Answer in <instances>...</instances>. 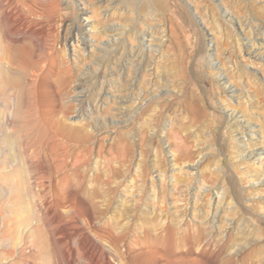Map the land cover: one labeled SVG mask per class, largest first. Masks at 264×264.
I'll return each instance as SVG.
<instances>
[{
  "label": "bare ground",
  "instance_id": "6f19581e",
  "mask_svg": "<svg viewBox=\"0 0 264 264\" xmlns=\"http://www.w3.org/2000/svg\"><path fill=\"white\" fill-rule=\"evenodd\" d=\"M46 1L48 4H44L41 11L37 9L34 12L17 4L11 15L15 19L17 28L14 29L18 38H11L15 42L14 46L0 43V104L4 108L3 116L0 115V130L6 131L4 139L9 146L14 148L13 140L19 143V152L26 162L24 166L29 174L28 178L34 172H37V177V174L42 173L43 179L37 191L46 195L40 196L39 203L41 201L45 205L46 215L53 218L59 227L52 237L51 245L55 249L59 246L65 260L74 264L82 254L87 256L91 264H206L204 259L208 260L207 257L224 264H248V260H241V254L246 249L249 242L247 237L250 236L240 239L233 237L232 232L239 228L240 222L229 213L232 203L239 205L241 201L245 203L246 199L244 197L241 200L237 192L233 196L230 189L217 186L212 183L211 178V182L207 181L209 178L206 179V172L220 175L225 165L222 157L214 160V167L207 161L209 154H219L220 146L217 147L216 143L207 145L209 140L215 139L214 119L199 104L202 87L200 90L194 86L199 82L204 84L208 76L203 74L208 72L201 74L193 67L191 74L184 73L183 81L174 86L170 78L163 74L164 69L157 60L158 57H163L167 48L165 34L157 37L154 33L155 37L151 29L154 25L148 23L145 24L147 30H139L137 33L140 11L136 0H93L96 7L92 6V11L96 14L93 23L84 17L89 13L87 9L80 8L76 0ZM59 5L64 9L62 14H59L61 9L56 13ZM228 9L224 14L232 24L229 25L236 30L233 24L236 21L243 32L249 31V36L244 40L245 46L240 41L241 38H238L242 53L264 64V44L260 41L264 40V30L255 22V18H244L245 15L241 14L235 19L233 10ZM78 10L79 18L73 20L72 16ZM146 17L144 15V19ZM27 23L40 28H29ZM60 23L68 25L69 41L78 40L77 46L84 43L83 49L88 45L86 29L90 25L106 39L99 50V56L92 54L93 50L90 52L89 56L93 55L92 67L85 70L77 67L78 75L74 72L76 68L73 69V61L69 57V51L75 50V46L68 48V39L61 42L60 28H57ZM253 25L255 28H252ZM127 39L131 41L130 44H127ZM131 39L136 40L137 44ZM212 41L209 38V60L207 59L206 64L203 62L209 69L210 78L207 81L211 82L222 101H227L229 97L228 100L237 99L240 104L246 105L242 112L234 107L232 110L228 109L227 121L232 130L229 141L231 150L228 153L232 154L234 162L239 161L243 165L246 164L243 160H256L254 164L259 162L257 165L262 167L264 143L252 149V140L258 136L264 142V124L257 128L252 123L250 116L253 110L248 106L252 105L256 97H253V92L247 85H243L242 78L239 81L243 86H238L239 82L235 86L232 80L225 78L223 71H226V67H221L214 55L221 52L219 53L218 47H213ZM248 42L251 44L248 45ZM257 45L259 48H256ZM234 53L226 54L225 61L233 71L242 72L244 66H240ZM107 69L111 70V77L115 73L118 75L119 84L116 85L120 90L119 95L115 92L112 95L97 92L94 97L97 98L96 102L105 97L114 103H111L112 109H117L115 111L118 112L114 111L110 120L106 114L99 116L96 110L88 112L91 107L89 98L95 93L90 87L95 89L98 81L106 78L103 73ZM53 76H57L54 83L50 82ZM74 77L79 80L75 85ZM231 77L229 78L232 79ZM88 91L89 94L83 95ZM78 95H82L81 98ZM177 99V103L189 109L193 121L199 123L197 129L200 132L195 131L194 135L184 133V125L175 123V120L160 128L161 130L153 126V137L159 138L160 142L158 146H154L153 142L148 145L154 151L152 163L148 162L146 149L142 147L140 158L136 162V177L131 175L128 178L126 175V171L133 165L129 158L127 138L122 135L123 139L115 145L117 153L112 157H105L102 154L106 151V145L98 142L97 137L87 129L91 127V123L98 124L97 126L103 125L101 122L119 126L129 124L149 102H156L154 107L150 104L154 108L155 117L163 115L174 106ZM106 110L105 106L104 111ZM130 112L133 114H129ZM201 131L207 133L206 137H201ZM166 137L171 138L174 144L165 141ZM110 148L114 149L113 146ZM96 151L104 161L99 167L100 171L89 178L86 173L81 174V166ZM171 164L173 172L168 175L166 167ZM242 173L244 178L241 179L250 184V169ZM259 173L261 179H258L264 182V168ZM168 178L173 185L170 192L165 186ZM88 180L91 188L85 186ZM128 187L134 197L127 198L126 194L123 197ZM31 197L36 199L35 196ZM98 198L102 201L101 207L94 201ZM29 200L31 206L38 202ZM244 211L248 213L247 208ZM189 215L198 219V222H187ZM241 218L244 219L242 216L239 220ZM38 246L41 252H45L48 247L41 242Z\"/></svg>",
  "mask_w": 264,
  "mask_h": 264
},
{
  "label": "rangeland",
  "instance_id": "374dc122",
  "mask_svg": "<svg viewBox=\"0 0 264 264\" xmlns=\"http://www.w3.org/2000/svg\"><path fill=\"white\" fill-rule=\"evenodd\" d=\"M44 1L46 0H6V1L0 0L1 3L0 4V11H1L0 12V43H2L4 46H14L15 42L12 39L15 40L18 38V36H16L17 32L14 29L17 28L15 19L11 15L12 13H14V10H16L14 8L17 4L20 3L19 4L20 7L22 8L25 7V9L34 12L37 9L41 11L44 8L43 5L44 4L46 5L47 3V1L46 2ZM76 1H77L76 3L79 5L80 8H84L85 10L87 9L89 15H86L84 17L89 18L88 20H90V22L93 23L96 17L95 12H93L94 8L92 9V6L95 7L94 1L93 0H76ZM136 1H137L136 5H138V9L140 11L139 12L140 15H138L137 17L138 18V24L136 26L137 33L140 31L142 32L143 30H147L148 27L145 24L148 23L154 25V27L151 29H153L152 30L153 34L155 33L157 37L162 34H165L164 39L167 48L165 50V54L162 57L163 59L158 57L157 60L161 64V67L164 69L163 74L166 75L167 78H170V82L174 86L179 85L180 82L183 81L182 79L184 78V73L186 75L191 74L193 67L198 71V73L201 74L207 72L209 73V69L206 68V66L204 65L206 64V61L209 60L208 59L209 57H207V52L209 49L208 47L209 38H211V40H213L212 41L213 47H218L220 50L219 53L221 52L219 55H217L218 52L215 53L214 55H215V59L219 62V64H221V67L224 66L226 67L225 68L226 71H223L225 72V78H227V80H232L231 82L234 85L235 84L238 85L240 83L238 86L242 85L241 82L239 81V79L242 78L243 85L244 86L247 85V87L253 92L252 93L253 97L254 98L256 97L255 101L252 103L251 106L250 104H248L249 107H252L250 109L253 110V113H251L250 116L252 123L255 124L257 128H260V124H264V111H263L264 110V64L259 62L258 60L255 59L252 60L251 58H249V56H245L242 53L239 47L238 38L239 37L241 38L240 41L242 42L243 46H245L244 40H246L247 38L246 36H249V31L247 30L248 31L247 33L246 31L243 32V29L236 21H234L233 23L236 26V30H234L231 27L232 24L228 22L224 14V11H226L228 9L227 7H229L228 10L230 9L231 11L233 10L232 14L235 19L238 18V15L241 14L242 16L245 15L243 16L244 18H249L251 16L250 18L252 17H253L252 19L255 18L254 19L255 22L257 21L259 27L262 30H264V0H136ZM40 2L42 3L44 2V3L42 4ZM57 8H56L57 9L56 13H58V10L60 9L63 11L60 10L59 14L64 13V9H62V5L61 6L59 5ZM78 12L79 10L76 12V15L72 16L73 20L79 18L78 15L80 14ZM144 15L145 16L147 15L146 19H144ZM88 16H92V18ZM141 22H143V24ZM27 26L29 28H40L33 25L29 26L28 23ZM254 26L255 25H253L252 28H255ZM67 27L68 25L65 23L63 24L60 23V26L57 27L60 28V39H62L61 42L63 43L65 42L66 39L70 37V35H68L70 34V32H68ZM86 32H87V39L89 41L87 47L85 46L84 49L82 48L84 46V43H82L80 46H77L78 40L76 41L75 40L69 41V39L66 40L68 42L67 43L68 48L75 46V50L69 51L70 53L69 57L73 61L71 62L73 69L76 68L74 70V72H76V75L79 74L77 73V67H82V69L84 70L87 67H92L91 65L93 62L92 61L93 55L89 56L90 52L92 53L93 50L92 54L99 56L98 54L100 48L103 45L102 43L104 40H106L104 39L105 37L103 35H101L99 32L98 34L96 31L93 30L92 25H90L86 29ZM155 34L154 36L156 37ZM131 40L133 41V39ZM260 41L264 44V40L262 41V39H260ZM130 42L131 41L127 39V44H130ZM63 43L61 44L63 45ZM133 43L137 44V41L135 40L133 41ZM250 44L251 43L248 42V45ZM222 48H224V50ZM256 48H259V45H257ZM232 53H234L233 56L236 57V60L239 61L240 66L241 67L242 65L244 66L242 72L235 70L233 71L231 66H228L227 62L225 61L224 56L226 54L232 55ZM233 56L231 58L235 59L233 58ZM75 60L76 63L77 62L79 63V65L78 63L77 64L75 63ZM109 71L111 70L107 69L106 71H104L103 75H105L106 78L100 82L98 81L97 85L94 86L95 89H93V87H90V89L94 91L96 94L92 93L93 96L89 98V100L91 101L89 102V104L91 103V107L90 110L88 109V112H95L96 110L99 116H101V114H106L107 116L106 115L105 116L107 117L108 120H110V116L113 115L114 111L117 110V109H112L114 103L111 101V99L108 100V98L105 99V97L103 99L98 100V102H96L97 98H95L94 96H97L98 94L97 92H100L101 95L102 93L112 95L113 92L119 95L118 91L120 92V90L119 87L117 86L119 84L117 77L118 75H116L115 73V76L111 77ZM208 73L203 74L208 76V77L205 76L207 78H206V82H203L204 84H201V82H199L196 86H194V88H200V90L202 87L203 92L202 94H200L201 100H199V104L201 103L202 108L208 113V115L212 114L214 119L213 134L215 136V139L209 140L207 145H209V143H214V144L216 143L218 144L217 147L220 146L219 154L218 155H214L212 153L209 154L207 161H209L208 163L210 164L212 163L211 165L213 166L215 164L214 160L215 159L218 160V158L222 157L225 165L223 168L224 170L222 169L223 171L221 172L222 174L220 175H216V174L212 175L211 172L209 171L206 172L207 175L206 179L209 178L207 180L209 182H211L212 179L213 180L212 183H215L217 186H223L224 188H226V190L227 188L228 190L230 189L229 192L233 196H235L234 192H237L236 194L238 195V198L241 200L245 197L246 199L245 203H242L241 201L239 205L236 204V202L232 203L231 205L232 208L229 211V213L235 216L238 223L240 222L239 228H235L232 234L234 238L237 237L239 239L240 237L250 236L247 237L249 238V242L248 245L245 247L246 249L242 253L245 256L241 254V260L243 258H244L243 260H248L247 261L248 264L249 263L264 264V182L259 180L261 179L259 172H261V169L264 168V157L262 158V163H261L262 167L258 166L259 162L254 164V161L256 162V160H251L250 162L247 160H243L246 161V164L244 163L243 165L239 161H238L239 163L234 162L232 154L228 153V151L231 150V148H229L230 147L229 141L231 139V131H232L227 121L228 112H229L228 109L232 110L234 107L237 111L242 112V110L245 109L246 105L240 104L237 99L228 100L229 97L227 101L225 102L222 101V99L219 96H217V94L215 93L216 89L213 88L211 82L207 81L208 78H210ZM229 77H231L232 79H230ZM53 78L50 79V82L54 83L57 76L55 77L53 76ZM144 80L146 81L147 79ZM73 81H74L73 83L74 85L75 83L77 84L79 82V80L75 77ZM143 88L145 89L146 87L143 86ZM85 91H87V89H85ZM89 93L90 91L84 92L83 95ZM81 96L82 95H78V98H81ZM154 101H158V100H154ZM177 101L179 100L177 99L176 102L174 103V106L167 109V111L165 112V114L163 113V115H159L155 117V115L153 114V109H154L153 107L156 102L154 103L149 102V104L146 106L147 108L145 107L140 112V114L135 117L136 119L133 122H130L129 124L124 123L123 126L121 125L119 126L115 124L111 125L109 123H107L106 125L103 122H101V124L103 125H99L101 126L100 129V127L97 126L98 124L91 123L90 124L91 127L90 128L88 127L87 129L90 130V132L97 137L96 140H99L98 142L106 145L105 146L106 151H103L104 153L102 152L103 153L102 156L105 157H112L117 153L118 148H116V146L123 139L122 135L124 138H127L126 141H128V145L130 148L129 158L130 160H132L131 162L133 163V165L130 169H128V171H126V175L128 178L131 175L133 177H136L135 175L136 162L140 158L142 147L146 149L145 152L148 162L152 163L154 158V151H152V149H150L148 145L149 143L152 142L154 146L159 145L160 142L159 138L153 137V133H152L153 126L161 130L160 128H164V126L168 125L170 121L175 120L174 121L175 123L178 124L180 123L182 126L183 125L185 126V127L183 126V128H186L184 129V133L194 135L195 131L200 132L199 131L200 129H197L199 123L198 122L195 123L193 121L192 114L190 113L189 109L183 108V106L180 103H177ZM111 103L113 105H111ZM160 103H162V100ZM150 104L153 105V107L150 106ZM104 105L107 107L106 111H104V107H105ZM3 109H4L3 106H1L0 104V115L2 114V116H3V111H2ZM129 114H133V112L132 113L130 112ZM153 118H155V120ZM207 121H209V119ZM5 135H6V131L2 132L0 130V264H74L65 260L64 254L62 253V250L59 246L57 249H55L54 246L51 245L53 240L52 237H54V233L57 232L59 227L57 226L56 221H54L53 218L51 219L50 217L47 216L48 214L46 213V209L44 208L45 205L41 201L39 203V198L41 200V197L46 195V193L38 192L39 191L38 185L43 179L41 177L42 176L41 170L39 171V173L41 174H37L38 177L35 175L37 172H34L32 175L35 176L32 177V175H30V177L28 178L29 174L25 171V166H24V164L26 165V162L23 159L21 153L19 152L20 149L19 143L13 140L14 148H12V146H9L5 141L4 139ZM206 135H207L206 132L201 131V137H206ZM257 137H254L252 140L253 143L252 149L264 143L261 142L259 137L258 138ZM166 138L165 141L167 140L168 142L174 144V141L171 140V138L170 139H168V137ZM110 146H113L114 149H111ZM102 161L104 160L102 159V157H100V155L96 151L91 156L90 160L86 164H84L85 166L84 165L81 166L82 168L81 174L86 173L89 178H92L94 175L98 173ZM166 168L168 170V175L172 174L173 172L172 164L167 165ZM176 169H177L176 171H178V168ZM246 169L248 170L250 169L252 173L248 175V179L251 180L250 184L247 183V181L241 179L244 178L242 172ZM253 173H256L257 175ZM256 177L257 180L259 181L254 180L256 179ZM169 179L170 178H168V182L165 185L167 187L168 192H170L171 189L173 188L172 187L173 185L171 184V181L169 182ZM255 182H258V184L255 185L256 184ZM237 183H239V185ZM85 186L87 188L88 187L91 188L92 187L91 182L88 180L85 183ZM235 186H236V190H235ZM176 188L179 187L177 186ZM125 190L126 191H124L123 197L126 196L127 198L134 197L131 196L130 194V188ZM255 190L257 191V193ZM134 191H136V189H134ZM32 192L35 193L32 195ZM29 195L30 197L31 196L36 197L35 200L38 201L36 205L35 204L33 206L30 205L29 199L32 200L34 199L32 197L31 198L28 197ZM94 201L96 202V204H99L101 207L102 201L99 198L94 199ZM246 208L248 209V213H245L244 211V209ZM242 216L244 219L241 218L239 220V218ZM186 220L191 224L198 222V219L196 220L192 215L191 216L189 215V217ZM241 223L245 226H243ZM242 228H244V230H242ZM237 229L239 230V233L237 232L238 231ZM40 242L48 245L47 250L45 252H41V250L39 249L38 243ZM125 248L126 247H124V249ZM207 258L208 260L204 259L206 264H224L222 261L217 260L215 258H213L214 260L212 258H211L212 260L211 259L209 260V257ZM75 264H91V263L88 261L87 256L82 254L79 259L76 258ZM158 264L161 263L158 262ZM173 264H187V263L175 262ZM233 264H239V263L237 262Z\"/></svg>",
  "mask_w": 264,
  "mask_h": 264
}]
</instances>
